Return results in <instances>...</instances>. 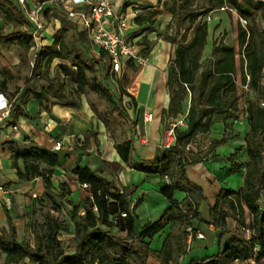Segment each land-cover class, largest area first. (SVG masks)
<instances>
[{"label":"trees","instance_id":"1","mask_svg":"<svg viewBox=\"0 0 264 264\" xmlns=\"http://www.w3.org/2000/svg\"><path fill=\"white\" fill-rule=\"evenodd\" d=\"M190 3L191 0H171L168 11L173 16L176 29L182 30L183 34L180 41L175 38L167 39L176 48L168 66L167 87L171 94L169 114L176 116L181 113L183 102L189 99L186 129L182 130L177 126L175 147L166 150L162 158L142 162L140 166L143 172L167 178V184L161 187V194L169 200L171 208L178 214L176 219L180 224L179 235L170 234L159 252L150 249V244L145 240L152 241L161 233L163 220L146 224L137 234L136 220L131 215L127 194L111 187L102 176L95 175L88 168H76L73 171L80 184L88 185L89 197L82 207L83 216L80 215L79 206H72L69 211L71 226L64 218L65 205H72L67 198L70 190L66 182L60 183L56 189L51 180L53 169L58 165V156L45 150L32 149L28 154L15 155L13 167L20 181L43 179V196L49 200L52 208L41 223L26 225L29 226L26 229L31 231L32 241L28 238L17 239L15 227L10 220L9 235L0 228V254L9 264H147L151 255H156L160 264H179L186 249V226L193 220L203 221L199 210L207 203L203 191L188 179L186 168L203 162L216 147L226 144L230 137L224 135L221 140H213L205 151L198 154L186 148L196 136L209 132L215 115H225V119L239 117L234 115L239 112V86L246 85L255 96L248 100L246 109L250 126V133L246 137L249 162L243 185L238 193L221 190L215 205L209 206L207 223L220 233V239L228 235L227 220L232 217L241 228L247 227L251 234L248 239L242 235L231 236L215 257L192 261L190 264H232L248 260L264 264V211L258 208V201L264 191V107L260 105L264 102V31L257 22L258 17L264 21V3L255 0H208L203 13L208 15L218 9H227L229 17L236 21L240 46V52H237L221 38H216L211 50L214 61L209 67H205L202 62L208 24L206 21H199L200 15L189 10ZM230 10L235 11V16ZM0 11L4 20L0 28V45L6 47L17 44L23 50L22 61L27 62L33 43L21 31L25 20L19 8L10 0H0ZM9 25L13 26V32L5 35L3 30ZM193 29L191 42L185 46L188 34ZM55 58L69 60L76 68L75 93L93 92L112 105H118L103 82L94 75V68L81 59L79 50L70 40L56 38L44 63L45 69L49 68ZM36 69L37 61L33 71ZM60 70L64 75L69 73L67 66H61ZM2 75L5 78L0 82V91L5 92L7 79L11 76L6 70H3ZM45 78L49 82L48 92L42 89L39 93H33L25 89L21 96L23 103L31 95L43 102L47 101V95L64 98V83L56 77L50 79L48 72L45 73ZM228 127L229 124L225 123V128ZM115 149L123 161H129V142L116 144ZM239 153L237 151L229 159L236 169L240 168L239 164H234ZM19 161L22 166L18 164ZM175 191L186 194L181 203L173 200ZM245 209L250 216L248 224ZM120 213H126L127 218L119 219L117 225H114L112 217ZM115 226L126 236H118L113 230ZM61 233L73 235L70 240L72 251L68 252L65 244L58 240Z\"/></svg>","mask_w":264,"mask_h":264},{"label":"crops","instance_id":"2","mask_svg":"<svg viewBox=\"0 0 264 264\" xmlns=\"http://www.w3.org/2000/svg\"><path fill=\"white\" fill-rule=\"evenodd\" d=\"M35 1L28 0V4L32 6ZM109 1L116 4L119 11L128 17L132 24L127 32L129 39L139 46L148 58L147 64L137 73L126 75L123 79V81L128 80L125 85L123 81L120 83L119 87L124 91L122 102L131 104L128 114L129 128L123 132L121 139L109 138L106 126L97 117L92 107L91 94L87 91L80 94L75 93L77 70L69 60L55 58L49 68L45 69L40 57L37 62L38 69L33 71L30 53L27 62H23V50L20 46L17 44H9L6 47L0 45V82L5 78L2 72L6 70L11 78L7 79L6 91L3 93L8 98L15 99L14 118L20 128L18 133H12L10 127L0 130V228L9 235L10 220L15 227L16 238L19 240L23 239L25 231H28L25 227L28 219H25L23 215L29 211L26 207L31 205L32 198L44 195V181L41 178H36L31 182L20 181L13 167V157L28 154L32 149H41L58 156V165L53 169L51 180L56 189L60 183L66 182L70 190L67 198L72 203V205H65L68 211L72 209V206H79L80 213H84L82 207L89 193L81 188L73 171L76 168H88L95 175L102 176L111 187L127 194L131 215L136 220L137 234L146 224L163 220L164 227L161 233L156 235L152 241L145 240L150 244V249L159 252L170 234L179 235L180 224L173 221V218L167 219L169 215L176 212L171 208L169 200L161 194V187L167 184V179L158 174L143 172L140 166L142 162L155 161L164 156L166 149L161 145V140L166 137L171 124H176L182 130L186 129L185 119L190 107V101L189 107L186 106V99L182 104L181 113L176 116L169 114L171 94L167 87L168 66L173 57L174 48L167 40L159 39L158 35L162 32L161 29L172 21L173 16L166 9L171 0ZM255 1L264 3L263 0ZM45 12H47L45 14L47 28L37 52L48 51L49 53L57 37L69 39L70 36H74L73 45L79 53L82 52L81 59L85 61L89 53L93 59L97 60L96 50L90 47L86 37L79 33L61 9L49 5ZM220 20L223 28L227 30L230 27L228 17L225 20L223 16H220L217 23H220ZM3 24L2 17L0 28ZM9 27H11L9 33H4ZM21 31L27 38L25 22ZM12 32V25L6 26L3 30L5 35ZM215 39L216 37L210 33V27H208L207 44L203 54L211 53ZM97 62L102 75L103 67L98 60ZM61 66L68 67V75L62 73ZM46 72L50 79L56 77L64 83V98L47 95V101L43 102L35 95H31L26 103H23L21 96L25 89L33 93H39L42 89L48 92L49 82L45 78ZM101 81L103 82V79ZM262 82L264 84V78ZM250 99L252 98L248 100ZM248 100L243 107H239V112L234 114L239 116L237 119H225V115H215L209 132L196 136L189 146L195 154H198L205 151L213 140H221L224 135L230 137L226 144L216 147L203 162L189 165L186 168L188 179L203 191L207 203L203 204L199 210L203 221L193 220L190 225L186 226V249L179 264H190L192 261H203L215 257L231 236L242 235L247 239L250 237L251 233L248 228L237 226L234 217L227 220L228 235L222 239H220V233L207 223L209 206L215 205L221 190L238 193L242 188L246 165L249 162L246 152V137L250 133L246 111ZM148 114L152 115L150 122L145 120ZM229 121L231 124L225 128V123ZM201 135L206 137L204 142L208 145H205L203 149L199 146ZM125 141L131 146L128 162L123 161L115 149L116 144ZM58 145L61 148L57 151L55 147ZM237 151L240 153L236 156L234 164H239V169L229 162ZM18 164L22 166L21 161ZM235 175L240 177L239 184L236 182ZM231 181L237 188L229 186ZM185 198L186 194L183 192L173 193V200L177 203H181ZM8 201L11 203L12 211L10 212L5 208ZM20 215L21 217L18 218ZM245 215L246 224H248L250 216L247 209H245ZM230 219L233 220V226L229 224ZM69 224L72 226L71 220ZM188 228L193 229L192 234L188 232ZM113 230L120 237L126 236L117 229ZM243 231H246L248 235L246 236ZM199 235L202 238L198 237ZM252 263H254L252 260H248L232 264ZM147 264H160V262L156 255H151Z\"/></svg>","mask_w":264,"mask_h":264},{"label":"built area","instance_id":"3","mask_svg":"<svg viewBox=\"0 0 264 264\" xmlns=\"http://www.w3.org/2000/svg\"><path fill=\"white\" fill-rule=\"evenodd\" d=\"M10 1L19 8L27 26V39L33 43L32 50L36 51L39 49L43 33L47 28L45 20L47 7L52 5L61 9L66 18L76 26L79 33L86 37L90 47L96 50L97 60L103 67V84L114 98L118 97L117 91H119L120 83L126 75L137 73L148 62V58L142 53L141 48L129 39L127 32L132 24L128 17L109 0H36L32 6L28 4V0ZM2 17L3 14L0 11V19ZM243 87L247 91L250 90L247 85ZM260 105L264 107V102H261ZM14 109L15 99H10L0 92V130L10 127L12 133L19 132L20 128L15 123ZM145 120L150 122L152 115L148 114ZM176 127V124H171L166 137L160 142L166 150H170L176 145ZM60 148L61 146L58 145L55 150L58 151ZM189 148L186 149L189 150ZM80 186L84 190L89 189L87 184H80ZM10 205L9 201L6 202V206ZM258 208L260 211H264V191L258 201ZM94 211L97 209L94 208ZM80 215H84V213L81 212ZM123 218H127L126 213L114 215L112 217L113 224L117 225L118 220ZM188 232L192 234L193 229L188 228ZM198 237L202 238L201 235ZM72 238V234L61 233L58 240L65 244L66 239L70 241Z\"/></svg>","mask_w":264,"mask_h":264},{"label":"rangeland","instance_id":"4","mask_svg":"<svg viewBox=\"0 0 264 264\" xmlns=\"http://www.w3.org/2000/svg\"><path fill=\"white\" fill-rule=\"evenodd\" d=\"M207 4H208V0H191V3H190L191 6L189 7V10L200 15L199 21L201 20V21L207 22L208 27H210V33L213 34L214 37L221 38L228 46L234 47L237 50V52H240V46L238 45V37H237V26H236L235 19L229 17V11L227 9H225V10L224 9H218V10H215V11L209 13L208 15H205L203 12H204ZM170 5H171V1L168 2V6L166 9H168ZM230 11L233 15L235 14L234 10H230ZM220 16H223L225 18V20H227V17H228V19L230 21V27H228L227 30L223 28V23L221 22V20H220V23H217ZM231 19H232V22H231ZM257 22L259 24L260 29L262 31H264V21L260 17H258ZM10 30H11V27H9V29L6 30L4 33H9ZM161 30H162V32L158 35L159 39L167 40L169 38H175L177 41L181 40L183 31L182 30L178 31L176 29L175 22L171 21L168 25L165 26L164 29H161ZM193 35H194V29L189 32L188 39H187L186 43L184 44L185 46H188L190 44ZM68 40H70V42L72 44H74L75 37L70 36ZM13 45H15V44H13ZM9 47H11V46H9ZM47 52L48 51H45V52L43 51L42 53H39L36 50H31L30 51L31 56L30 55L29 56L32 60V63L35 64L36 61L38 62V59L41 57L42 58L41 62H43V64H44L46 59L49 57V53H47ZM175 52H176V48L173 49V56L175 55ZM80 57H83L82 52H80ZM213 61L214 60L211 58V53H204L203 54L202 62L205 64V67H209L210 63ZM85 62H87L88 64H90L94 68V75L98 78L99 81H101L102 75H101V71H100V65L97 62V60L93 59L92 55L87 53V59L85 60ZM89 76L92 77L91 74ZM127 81L128 80H124L123 84L125 85V83ZM123 92L124 91L121 89V87H119V91H117L118 97L113 98L114 101H116V100L118 101V105H115V106L112 105L111 103H109L105 98L99 97L97 94H95L93 92H88L91 94V96L93 98L92 107H93L97 117L103 121L104 125L106 126L107 132L109 134V138H111L113 140L121 139L122 138L121 135H123V132H125L126 128H129V123H128V116L129 115L128 114H129V111L131 110V104L122 102ZM239 94H240V101H239V105H238L239 107H243L244 103L249 98H253L255 96L254 92H252L251 90H249V91L245 90L243 86H239ZM187 105L189 107V99L186 100V106ZM228 124L229 125L231 124L230 121ZM205 140H206V137L201 135L200 140H199V144H200L199 146L202 147L201 149H203L205 147V145L208 146L207 143L204 142ZM235 179H236V182L239 184V181H240L239 175H235ZM229 186L231 188H237L233 184V181H231V183H229ZM5 208L7 209L8 212L12 211L11 206H5ZM26 208L29 209V211H27L23 215V217L25 219H28L26 221V223L27 224L32 223V222H40L41 223L43 221V218L46 215V213H48L50 211V209L52 208V204L44 196L35 197V198H32L31 205L27 206ZM203 211L205 213L204 209H203ZM169 216L170 217L167 219L173 218V221H175V222L177 221L176 218H177L178 214L176 212L169 215ZM20 217H21V215L18 218H20ZM64 218H66L67 222L70 223L71 217H70L69 211L66 209V207H64ZM229 224H230V226L234 225L232 219L229 220ZM237 226H238V223H237ZM25 227H29V226H25ZM243 233L246 236L248 235V233L246 231H243ZM23 237L28 238L32 241L33 237H32V234H31V231L29 228H28V231H25ZM65 246H66V249L68 252L72 251L73 245H72V242L69 241V239H66ZM0 264H9L8 260L1 254H0ZM21 264H28V263L23 262ZM252 264H256V263L254 262Z\"/></svg>","mask_w":264,"mask_h":264},{"label":"bare ground","instance_id":"5","mask_svg":"<svg viewBox=\"0 0 264 264\" xmlns=\"http://www.w3.org/2000/svg\"><path fill=\"white\" fill-rule=\"evenodd\" d=\"M160 50V49H159ZM163 50V49H162ZM159 52V51H158ZM162 52V51H161ZM162 55V54H161ZM152 57H153V55H152ZM161 57V56H160ZM156 58V57H155ZM146 68V67H145ZM141 79V78H140ZM139 80V79H138ZM149 86V85H148ZM144 92V91H143ZM143 92H142V94H143ZM148 93V92H147ZM143 96H144V94H143ZM144 101H145V103H146V100L144 99Z\"/></svg>","mask_w":264,"mask_h":264}]
</instances>
